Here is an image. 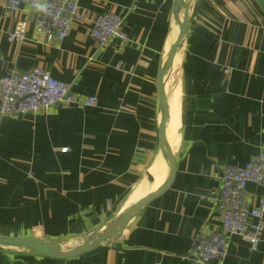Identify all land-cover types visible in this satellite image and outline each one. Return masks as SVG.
Returning a JSON list of instances; mask_svg holds the SVG:
<instances>
[{"label":"crops","instance_id":"crops-1","mask_svg":"<svg viewBox=\"0 0 264 264\" xmlns=\"http://www.w3.org/2000/svg\"><path fill=\"white\" fill-rule=\"evenodd\" d=\"M174 1L79 0L85 20L50 43L36 31L35 11L0 0V76L40 66L78 98H98L0 114V236L74 247L162 184L158 77L174 41ZM189 7L167 87L171 187L89 252L55 259L0 247V264H200L195 241L221 229L223 167L245 165L264 149V4L189 0ZM106 12L124 16L127 40L95 43L93 20ZM20 22L24 39L10 40ZM263 195V186L247 184L248 205ZM262 225L256 250L247 235L230 237L224 264H264V217Z\"/></svg>","mask_w":264,"mask_h":264},{"label":"built area","instance_id":"built-area-1","mask_svg":"<svg viewBox=\"0 0 264 264\" xmlns=\"http://www.w3.org/2000/svg\"><path fill=\"white\" fill-rule=\"evenodd\" d=\"M5 3L9 10L25 7L35 11L36 31L50 43H61L74 22L85 20L79 0H5ZM1 19L0 15V24ZM124 26V16L101 13L93 20L91 36L98 46H104L113 37L125 41L128 37ZM25 31L26 23H18L9 39L23 40ZM0 98V114H27L56 105L92 106L98 101L94 95L78 98L69 82L54 78L49 70L40 66L0 76ZM221 174V229L195 241L193 254L200 264H224L233 235H247L252 250H256L261 241L264 195L257 205L250 206L245 200V192L249 182L264 188V149L245 165H225ZM249 225L252 230L247 233Z\"/></svg>","mask_w":264,"mask_h":264},{"label":"water","instance_id":"water-1","mask_svg":"<svg viewBox=\"0 0 264 264\" xmlns=\"http://www.w3.org/2000/svg\"><path fill=\"white\" fill-rule=\"evenodd\" d=\"M263 4H264V0ZM189 0L174 1V27L172 33L174 41L171 46L168 57L163 61L160 67L158 77V93H159V139H160V156L164 162V177L162 184L153 192L148 193L135 203L120 212L116 217L108 222L98 225L94 231L79 245L70 248H62L60 245H53L49 241H42L35 236L27 237H5L0 236V247L2 248H18L27 249L35 254L55 258L68 259L83 253L89 252L98 247L120 231H122L127 223L136 216L151 201L166 192L174 181V157L172 150V131L170 107L168 100L167 87L174 64L178 55L184 49L186 36L189 29Z\"/></svg>","mask_w":264,"mask_h":264},{"label":"rangeland","instance_id":"rangeland-1","mask_svg":"<svg viewBox=\"0 0 264 264\" xmlns=\"http://www.w3.org/2000/svg\"><path fill=\"white\" fill-rule=\"evenodd\" d=\"M173 88V84H172V87L171 89ZM130 203V202H129ZM73 245V242L72 241H65L62 245H60L61 247H64V248H70L71 246Z\"/></svg>","mask_w":264,"mask_h":264},{"label":"bare ground","instance_id":"bare-ground-1","mask_svg":"<svg viewBox=\"0 0 264 264\" xmlns=\"http://www.w3.org/2000/svg\"><path fill=\"white\" fill-rule=\"evenodd\" d=\"M151 172L153 173V171L151 170ZM149 172V177L152 178V173ZM63 248V247H62Z\"/></svg>","mask_w":264,"mask_h":264}]
</instances>
